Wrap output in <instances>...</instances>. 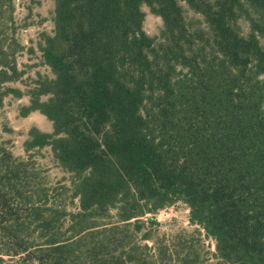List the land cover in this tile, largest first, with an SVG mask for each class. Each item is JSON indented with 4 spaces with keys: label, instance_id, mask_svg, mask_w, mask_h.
<instances>
[{
    "label": "trees",
    "instance_id": "1",
    "mask_svg": "<svg viewBox=\"0 0 264 264\" xmlns=\"http://www.w3.org/2000/svg\"><path fill=\"white\" fill-rule=\"evenodd\" d=\"M181 1L204 29L179 0H54L38 48L53 77L25 92L7 87L25 75L23 48L0 29V108L27 96L20 115L53 125L29 131L26 159L0 145V264H144L131 235L177 202L218 264H264V0ZM142 5L162 22L157 39ZM44 147L71 176L76 213L39 183L28 153Z\"/></svg>",
    "mask_w": 264,
    "mask_h": 264
},
{
    "label": "rangeland",
    "instance_id": "2",
    "mask_svg": "<svg viewBox=\"0 0 264 264\" xmlns=\"http://www.w3.org/2000/svg\"><path fill=\"white\" fill-rule=\"evenodd\" d=\"M179 5L184 9L187 23L205 28L200 15L190 11L181 0ZM54 6V0H0V29L13 35L23 48L16 54V61L18 69L24 71L25 75L21 81L9 83L8 88L25 92V85H30L38 74L47 78L53 77L49 69L41 64L38 48L42 45L43 36L53 34ZM141 10L144 13L143 30L149 37L157 39L162 29L160 18L151 14L145 5L141 6ZM237 26L242 37L249 35L250 24L245 18L237 20ZM258 40L264 49V34L258 36ZM261 79L264 80V77ZM13 99V95L9 94L0 108V145L14 157L26 159L27 155L23 153L25 128L23 123H15L17 120ZM4 106H8L9 110H2ZM6 112L8 115L5 116ZM37 117L41 119V128L47 129L49 121L44 117ZM28 155L39 169V183L48 190L53 206H65L68 213H76L78 199L73 198L70 192L71 176L57 165L50 148L32 150ZM41 186L39 189L44 188ZM26 190L32 191L33 188ZM28 195L29 193L24 194ZM110 215L114 216L115 211H111ZM151 217L154 220L152 223L149 222ZM142 221V230L133 233L130 240L138 247L136 253L144 264H182L181 260L189 252L187 250H190L189 264H218L214 240L206 237L202 229L190 223L189 209L184 203L177 202L173 206L160 209L154 215L145 216ZM144 234L148 235L147 239L143 238ZM165 248L169 251L165 252Z\"/></svg>",
    "mask_w": 264,
    "mask_h": 264
},
{
    "label": "crops",
    "instance_id": "3",
    "mask_svg": "<svg viewBox=\"0 0 264 264\" xmlns=\"http://www.w3.org/2000/svg\"><path fill=\"white\" fill-rule=\"evenodd\" d=\"M13 101H14L13 103L15 104V109H14L15 118L17 120V122H15V123H17V124L18 123H23V126L25 128V133H26L25 136L26 137L24 138L23 142L28 140V133L33 128L37 129L38 131H40L41 133H44V134H52L53 133V125H52V122H50V121H49V126H48L47 129L43 130L41 128V126L39 124L41 119H39V117H37V115L40 116V117H44V116L41 115L39 112L32 111V112H29L28 114H26L25 116H21L20 115V112H21V110L23 108H28L29 107V104H30L29 103V97L23 96L21 98H14ZM5 109L8 111L9 107L8 106H4L2 110H5ZM6 115H8L7 112L5 113V116ZM35 119L37 121H35ZM19 126H20V124H19ZM44 148H46V147H44ZM47 148H50V147H47ZM35 150H38V149H35ZM50 150H51V148H50ZM23 153L25 154V151Z\"/></svg>",
    "mask_w": 264,
    "mask_h": 264
}]
</instances>
